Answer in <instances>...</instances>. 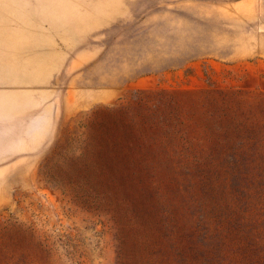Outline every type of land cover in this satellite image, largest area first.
<instances>
[{"label": "rangeland", "instance_id": "obj_1", "mask_svg": "<svg viewBox=\"0 0 264 264\" xmlns=\"http://www.w3.org/2000/svg\"><path fill=\"white\" fill-rule=\"evenodd\" d=\"M0 264H264V0H0Z\"/></svg>", "mask_w": 264, "mask_h": 264}, {"label": "crops", "instance_id": "obj_2", "mask_svg": "<svg viewBox=\"0 0 264 264\" xmlns=\"http://www.w3.org/2000/svg\"><path fill=\"white\" fill-rule=\"evenodd\" d=\"M8 49L10 50V51H13L14 52V47L13 46H11V45H9L8 46ZM37 48L35 47V48H32V49H28V48H24L20 53H19V60H16V61H14V60H12V59H9V60H7L8 61V66H13L15 63H25V64H28V63H32V62H37V63H39L40 65H41V67H34V68H30V71L29 72H16V74L17 73H33V71H35V70H37V71H41V72H43V73H45L46 71H47V67L44 65V60H43V58H41L40 56H37L35 53H36V50ZM26 51H30V52H32L33 53V59L32 60H30V61H25L24 60V58H23V53L24 52H26ZM18 61V62H17ZM44 67H45V70H44ZM8 71H10V72H13V71H11V70H8ZM8 71H6V72H8Z\"/></svg>", "mask_w": 264, "mask_h": 264}]
</instances>
